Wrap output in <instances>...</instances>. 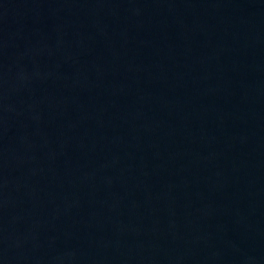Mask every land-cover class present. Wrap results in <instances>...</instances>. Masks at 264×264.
<instances>
[{
  "label": "water",
  "instance_id": "95a60500",
  "mask_svg": "<svg viewBox=\"0 0 264 264\" xmlns=\"http://www.w3.org/2000/svg\"><path fill=\"white\" fill-rule=\"evenodd\" d=\"M0 264H264V0H0Z\"/></svg>",
  "mask_w": 264,
  "mask_h": 264
}]
</instances>
